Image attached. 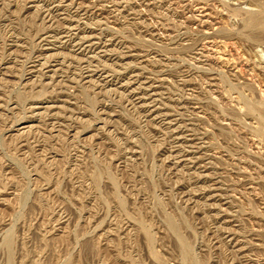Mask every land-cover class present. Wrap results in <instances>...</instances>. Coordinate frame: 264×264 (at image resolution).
Listing matches in <instances>:
<instances>
[{"label":"rangeland","instance_id":"1","mask_svg":"<svg viewBox=\"0 0 264 264\" xmlns=\"http://www.w3.org/2000/svg\"><path fill=\"white\" fill-rule=\"evenodd\" d=\"M0 264H264V0H0Z\"/></svg>","mask_w":264,"mask_h":264}]
</instances>
